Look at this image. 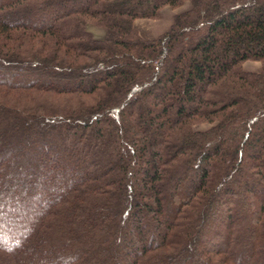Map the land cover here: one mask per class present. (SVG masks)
<instances>
[{"label": "trees", "instance_id": "trees-1", "mask_svg": "<svg viewBox=\"0 0 264 264\" xmlns=\"http://www.w3.org/2000/svg\"><path fill=\"white\" fill-rule=\"evenodd\" d=\"M0 264H264V0H0Z\"/></svg>", "mask_w": 264, "mask_h": 264}, {"label": "rangeland", "instance_id": "rangeland-1", "mask_svg": "<svg viewBox=\"0 0 264 264\" xmlns=\"http://www.w3.org/2000/svg\"><path fill=\"white\" fill-rule=\"evenodd\" d=\"M189 6V2L184 3L178 8H172L170 6H165L161 10V14L158 18H138L134 21L135 27L138 29L139 33L148 39L156 38L158 35L170 28L173 22V16L175 13L186 9ZM87 30L90 31L95 37L103 38L104 30L95 24L89 23L87 25ZM243 67L246 70L257 71L261 67V62L255 60H247L243 63ZM209 124L197 125L198 129H206Z\"/></svg>", "mask_w": 264, "mask_h": 264}]
</instances>
